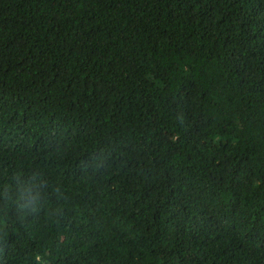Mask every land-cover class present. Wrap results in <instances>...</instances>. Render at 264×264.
I'll return each instance as SVG.
<instances>
[{
  "label": "trees",
  "instance_id": "16d2710c",
  "mask_svg": "<svg viewBox=\"0 0 264 264\" xmlns=\"http://www.w3.org/2000/svg\"><path fill=\"white\" fill-rule=\"evenodd\" d=\"M0 264H264V0H0Z\"/></svg>",
  "mask_w": 264,
  "mask_h": 264
}]
</instances>
